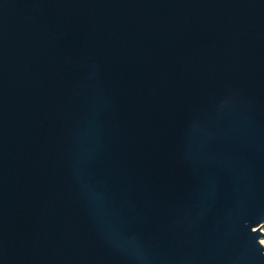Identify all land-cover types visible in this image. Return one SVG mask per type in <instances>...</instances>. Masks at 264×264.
Instances as JSON below:
<instances>
[{
  "label": "water",
  "instance_id": "95a60500",
  "mask_svg": "<svg viewBox=\"0 0 264 264\" xmlns=\"http://www.w3.org/2000/svg\"><path fill=\"white\" fill-rule=\"evenodd\" d=\"M260 226L264 0H0V264H264Z\"/></svg>",
  "mask_w": 264,
  "mask_h": 264
},
{
  "label": "rangeland",
  "instance_id": "374dc122",
  "mask_svg": "<svg viewBox=\"0 0 264 264\" xmlns=\"http://www.w3.org/2000/svg\"><path fill=\"white\" fill-rule=\"evenodd\" d=\"M260 227H262V228L260 229V231H262V233L264 234V226H260ZM260 227H259V228H260ZM262 238H263V239H262ZM262 238H261V239H262L261 241H264V237H262Z\"/></svg>",
  "mask_w": 264,
  "mask_h": 264
},
{
  "label": "bare ground",
  "instance_id": "6f19581e",
  "mask_svg": "<svg viewBox=\"0 0 264 264\" xmlns=\"http://www.w3.org/2000/svg\"><path fill=\"white\" fill-rule=\"evenodd\" d=\"M260 232L262 233V231H260ZM262 239H260V244L264 247V241H261Z\"/></svg>",
  "mask_w": 264,
  "mask_h": 264
}]
</instances>
